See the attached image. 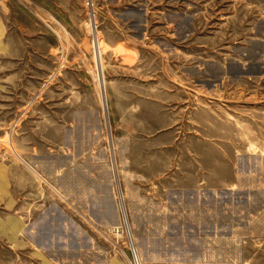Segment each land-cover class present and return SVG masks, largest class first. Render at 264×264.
<instances>
[{
  "label": "rangeland",
  "instance_id": "rangeland-1",
  "mask_svg": "<svg viewBox=\"0 0 264 264\" xmlns=\"http://www.w3.org/2000/svg\"><path fill=\"white\" fill-rule=\"evenodd\" d=\"M68 8L1 19L0 264H264V0Z\"/></svg>",
  "mask_w": 264,
  "mask_h": 264
},
{
  "label": "crops",
  "instance_id": "crops-1",
  "mask_svg": "<svg viewBox=\"0 0 264 264\" xmlns=\"http://www.w3.org/2000/svg\"><path fill=\"white\" fill-rule=\"evenodd\" d=\"M41 4H43V6ZM43 7L54 12L55 17H58L57 13L62 14L69 9L68 0H0V37L4 35V27L1 19L14 18L16 16L14 13L21 8L36 14L40 10L46 9Z\"/></svg>",
  "mask_w": 264,
  "mask_h": 264
},
{
  "label": "bare ground",
  "instance_id": "bare-ground-1",
  "mask_svg": "<svg viewBox=\"0 0 264 264\" xmlns=\"http://www.w3.org/2000/svg\"><path fill=\"white\" fill-rule=\"evenodd\" d=\"M124 223H125V225H127V224H126V219L124 220ZM9 229L13 230V226L10 225V226H9Z\"/></svg>",
  "mask_w": 264,
  "mask_h": 264
},
{
  "label": "built area",
  "instance_id": "built-area-1",
  "mask_svg": "<svg viewBox=\"0 0 264 264\" xmlns=\"http://www.w3.org/2000/svg\"><path fill=\"white\" fill-rule=\"evenodd\" d=\"M133 262H134V264H138V262H137V260L135 259V257H134V261H133Z\"/></svg>",
  "mask_w": 264,
  "mask_h": 264
}]
</instances>
